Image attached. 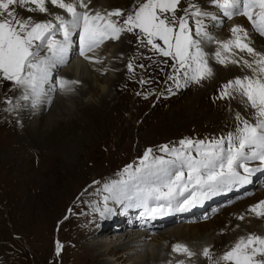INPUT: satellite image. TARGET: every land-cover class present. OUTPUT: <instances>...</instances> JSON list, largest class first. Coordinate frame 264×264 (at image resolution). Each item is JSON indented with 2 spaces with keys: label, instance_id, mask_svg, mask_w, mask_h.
I'll use <instances>...</instances> for the list:
<instances>
[{
  "label": "snow or ice",
  "instance_id": "obj_1",
  "mask_svg": "<svg viewBox=\"0 0 264 264\" xmlns=\"http://www.w3.org/2000/svg\"><path fill=\"white\" fill-rule=\"evenodd\" d=\"M91 3L92 0H0V80L22 89L20 99L30 100L32 107L42 103L50 92L72 91V85L79 83L66 78L53 81L52 70L67 63L74 36L78 40V55L99 64L102 60L90 53L97 52L109 40H120L125 33L136 35L138 43L154 55L172 61L173 74L167 79L176 89L189 82L199 84L213 75L201 46L204 40H214L207 30L206 20L217 21L221 14L229 20L242 16L250 23L252 31L264 37V0H209L204 5L187 0L186 7L181 6V0H133L127 11L90 9ZM210 7L217 13L209 11ZM51 8L61 11L54 12ZM24 12L50 18L39 20L23 15ZM230 32V39L215 41L220 49L214 53V58L224 66L229 62L242 66L248 74L226 82L219 98L239 99L251 110V120L247 113L242 116L236 112L238 124L226 135L214 140L185 138L179 141L178 147L161 146L159 151L170 159L155 155L153 149L148 148L138 167L124 168L126 179L104 185V191L109 193L104 197L105 205L109 199L127 200L129 207L142 208L144 217L155 219L189 210L233 185L247 184L254 173L264 170V52L251 46L249 30L242 25H234ZM234 49L253 59L222 56V51L237 55ZM136 67L146 65L141 63ZM136 67L131 61L127 64L129 72L135 73ZM140 83L149 81L141 79ZM167 91L175 94L171 86ZM6 103L12 105L13 102L8 99ZM250 162H258V166L249 167ZM110 211L105 209V212ZM248 211L257 218H264V200ZM105 212L100 213L102 217ZM238 219L243 220L244 216ZM62 248L57 241V255ZM171 252L186 258L176 264H186V260L197 255L182 243L172 245ZM202 255L213 260L209 248H204ZM221 262L264 264V236L252 233L239 237L214 264Z\"/></svg>",
  "mask_w": 264,
  "mask_h": 264
},
{
  "label": "rangeland",
  "instance_id": "obj_2",
  "mask_svg": "<svg viewBox=\"0 0 264 264\" xmlns=\"http://www.w3.org/2000/svg\"><path fill=\"white\" fill-rule=\"evenodd\" d=\"M107 1L112 4L115 2V0ZM118 1L120 5L125 0ZM204 4L207 3H200V5ZM186 5L187 0H184L181 6L186 7ZM94 9L99 10L96 7ZM121 9L128 10L124 7ZM209 9L212 10V7ZM74 37L72 49L79 50L78 40ZM137 43L136 35L125 33L120 40H109L97 52L90 53L91 56L101 59L102 63L87 61L86 77L91 80L93 86L87 98L84 97L82 101L98 104L102 96L110 93L104 120L100 122L99 130H95L91 137L85 140L86 142L74 145L68 154L67 150L58 149L55 154L60 157H57L59 159L44 160L46 165L44 169L48 173L42 170L39 172L41 162L38 153L46 149L35 148L32 145L34 141H17L15 125L12 123L5 125L6 117L14 114L13 105L17 102L13 101L10 106L4 102L13 97L11 91L19 95L21 93L15 90L11 82L0 80V99L3 100L0 104V264H89L98 251L87 247L98 242L108 244L99 251L107 254L108 250L113 249L116 253L115 256H110L112 253L107 254L99 264H118L115 261L125 254V250H128L119 248V244L136 239L138 232L150 234L146 240L147 248L142 253L137 251L130 253L128 255L130 260L119 261V264H133L143 256H146L144 260H149V256L158 246L157 241L160 240V235L175 229L181 230L183 226L207 223L210 225L205 232H212L218 237L217 222L228 218L229 214L236 212L237 209H241L243 202L249 198L248 191H245L228 200H222L221 203L213 204L210 202L212 200L210 196L200 203L199 208H202L204 203L207 204V210L200 213L181 215L183 211L172 212L170 214L175 217L170 220L174 222L162 225L163 221H157L154 224L148 221V225L153 229L161 225L159 229L152 230L153 233L148 232L150 230L144 225L141 228H135L134 226H137L135 222L132 223L133 226L127 225V219L124 218L122 221L121 218H117L116 214L119 210L115 208L113 213L114 206L116 207L113 199H109L105 205L104 197L109 193L104 191V185L126 179L124 168L128 165L138 167L139 160L148 148H152L155 155L167 158L166 154L159 151L163 145L178 147L179 141L185 138L214 140L233 131L238 124V121L234 119L236 110L233 109L232 113H227L228 109L225 105L228 104L225 101L228 100L222 101L219 98L221 85L224 82L213 88V91L207 95V99L201 102L196 95L200 89H194L196 86L193 82L176 89L173 82L167 79L173 74L170 67L171 60L154 55L142 45L138 48ZM135 47L138 48L136 50L138 53L134 51ZM139 52L143 56L138 62ZM116 53H120V59L116 58ZM149 56L154 58L149 60L147 59ZM76 59V56H72L62 67L63 69L57 71L53 81H58L59 75L68 67H72ZM130 61L134 67L141 63L146 67H136L135 73L129 72L127 64ZM119 65L120 68H118ZM229 77L232 80L236 78V76ZM141 79L148 80L149 83L141 84ZM170 86L174 95L167 91ZM54 98L57 101L56 97ZM32 109L30 105L28 110ZM19 111L20 109L12 118L9 117L11 121H16L18 126ZM216 114L219 117L230 114L232 122L224 120L215 122L213 117ZM49 150L47 152L52 156ZM62 155L71 156V159L64 158ZM29 164L31 167H27ZM26 167L28 169H25ZM257 182L258 180L253 182V190L263 191L264 181L256 186L254 183ZM86 186L90 189L89 191H92L79 198ZM233 186L236 190L245 189L241 187L242 185ZM227 190L228 188L219 192L223 194ZM106 208L111 211L105 212ZM133 210L135 215L130 214L129 219L137 220L136 216H139L138 213L141 214L140 211L143 213V209L140 208L139 211L133 207L131 211ZM193 210L195 207L190 208L189 212ZM101 212H105V216L102 217ZM214 212L219 215L216 220L210 221V216ZM146 219L144 217V222ZM254 221V215L250 214L244 216L243 220L238 219L237 216L234 218L236 224L245 223L251 228L252 225L257 226L260 233L256 234L264 236V223ZM88 224L90 226L87 233ZM114 226L119 227V230L115 232ZM238 229L239 226L235 230ZM128 233L132 236H127ZM122 235L125 238H120ZM221 235L224 233L221 232ZM57 241L63 245L59 255L56 254ZM175 243L178 242H173ZM204 248L210 249L209 246H204L202 252Z\"/></svg>",
  "mask_w": 264,
  "mask_h": 264
},
{
  "label": "bare ground",
  "instance_id": "obj_3",
  "mask_svg": "<svg viewBox=\"0 0 264 264\" xmlns=\"http://www.w3.org/2000/svg\"><path fill=\"white\" fill-rule=\"evenodd\" d=\"M183 1L184 0H181L182 5H183ZM117 2H119V1L115 0L114 4H112V3H109L107 0H92V3H94L95 6L92 3L90 5H92L91 9H94L96 7V8H99V10L100 9L112 10V9H117V8L121 9L122 7L129 9L131 7V5L133 4V0H125L124 2H121L120 5ZM193 2L200 4L203 2L208 3L209 0H194ZM51 10L54 12L61 11V10H58L55 8H51ZM208 10H211V9H208ZM211 12L216 14L217 10L214 7H212ZM177 14H180V13H177ZM23 15H25V16L32 15L33 17H35L36 19H39V20H44V19L50 18V17H46L45 15L39 14V13L24 12ZM205 23L208 26L207 27L208 32L214 37V40L213 41L204 40L201 46L204 49L205 53L207 54L209 66L213 69V75H212V77H210L208 79L202 80L199 84H196L195 82H193L194 86H196L194 89H198V90L200 89V92H196V95H197V98L199 99V101H201V102L206 100L207 95H209V93H211L213 91V88H216L220 83L224 82L221 85V89H222V86L226 82L232 80V79H230L229 76L238 77V76H243V75L248 74V70L242 66H237V65L232 64L230 62L227 64V66H224V65L217 63V61L214 58V53L218 49H220V45L217 44L215 41L216 40L226 41V40L230 39L231 38L230 29L234 25L239 24V25H242L243 27H245L246 29H248L250 39H251V46L256 48L257 51L264 52V37H261L257 33L252 31L250 23L247 21L246 18H244L242 16H237V17H234L233 19L229 20L226 17H223L221 14L217 21L206 20ZM192 24H194V22H192ZM210 27H211V30H210ZM194 29H195V24L193 25V30ZM197 39H202V38L197 37ZM140 45L141 44H139V43L136 44V46L138 48ZM137 47L134 48V51L138 53V51H136L138 49ZM146 49H148V48H146ZM122 50L124 51V49H122ZM78 51L79 50H77V49L76 50L72 49L69 52L67 61L70 60V58L72 56H76L77 57L76 62L73 63L72 67H70V68L68 67L67 69H65L59 75V78H58V80L61 78H66L69 80L79 81L78 84L72 85V89H73L72 91H63V90L57 89V91H55V92H50L48 96L43 98V102L40 103L39 105H37L36 107H33L32 110H28L30 108V105H31L30 100L26 101V100L20 99V96L23 92L22 89H17V88L15 89L18 91V93H21L20 95L11 91L13 93V97L10 98V100H12V102L16 100L17 106L14 108V111H13L14 114H11V116L8 115L6 117L5 123H7V124H5V125L8 126V125H10L9 123H12V125H15V128L17 130V134H16L17 135L16 136L17 141H34L32 145L35 148L46 149V150L41 151L40 154L38 153V157H40L39 160L41 162V166L39 167V169H40L39 172L42 170V172L44 171L45 173H48V171H46V169H44V166H46L44 163V160L45 161L48 160L47 158L59 159L60 157L55 154V152H57L58 149L61 151L67 150V154H68L73 149L74 145H78V144H82V143L86 142L85 140H87L89 137H91V134H93L95 132V130H99L100 122L104 120V114L106 112L105 109L107 108V102H108V95L110 96V93L108 95L102 96L99 99L98 104H91L89 101H86L85 103H83L82 99L90 93L91 87L93 86V84H92L91 80L88 77H86L87 76V74H86L87 70L86 69L88 67V64H87L88 60H85L82 56H79ZM233 51L237 52L238 54L235 56H232L231 54L225 53L222 51V56L229 57V59H237V58L239 59V57H243L245 59H253L252 57H248L246 53H239L238 50H235V49ZM120 53L115 54L117 59L118 58L120 59ZM89 55L91 56V54H89ZM142 56L143 55L141 54V52H139L138 62ZM143 60H145V58ZM64 66H65V64L57 65L52 70L53 71V80H54L55 74H57V71H60L61 69H63L62 67H64ZM118 68H120V65L118 66ZM78 76H79V78H78ZM109 82H110V80H109ZM45 88L47 90L49 88V86L46 85ZM54 97H56L57 101H55ZM5 100H6V98H5ZM223 100H228V101H225V103L228 104L227 106L225 105V107H227V109H228L227 113L228 112L232 113L233 109H235L236 112H239L242 116L247 113V118H249L251 120V118H252L251 110L247 109L246 105L242 104L239 99L230 100V99L225 98V99H222V101ZM2 101L0 99V104H2ZM4 103L7 105L6 101ZM68 103H70V105ZM4 108L6 110V107H4ZM18 109H20V111L18 112L20 115L18 117L17 116H15V117H17L20 120L19 126L17 125L16 121H11V119H9V117L12 118L13 115H16V111H18ZM214 117H213V120L215 122H216V120H224V121H231L232 122V117H230V114H225L223 117H219L218 114H216V116H214ZM234 119H235V117H234ZM11 132H10V134H11ZM10 134H8V135H10ZM2 135H3V133H2ZM36 141H38V142L36 143ZM48 150L51 152L52 156H50L48 154V152H47ZM62 156L64 158L66 157L68 159H71V156H69V157L64 156V155H62ZM57 157H59V158H57ZM29 161H30V159H29ZM63 162H65V160H63ZM38 163H39V161H38ZM48 163H50V161ZM256 166H258V163ZM16 167H18V166H16ZM27 167H31L30 164ZM27 167L25 169H28ZM27 171H26V173H27ZM28 173H30V172H28ZM251 177H253L255 180H258V182H257L258 184L255 183V185L258 186L264 181V171L263 170L257 171ZM99 183H101V182H99ZM99 183H97V184H99ZM15 185H17V184H15ZM237 187H238V185H237ZM241 187H243L245 189L239 188L238 190H236V191H238L237 194H241V192L248 191L249 198L247 200H245V202H243V204L241 205V209H237L236 212L232 213L231 215L229 214L228 218L220 220L217 222L216 227L218 228V233H219L218 237L215 236L216 234H212V232H205V230H207V227H209L210 224H207V223L201 224L200 223V225H197V223H196L194 225H192V224L189 226L186 225V226H183V228L181 230L175 229V230H172L170 233L161 234L160 240L158 239V241H157L158 246H157L155 252L149 256V260H144V258L146 256H143V257H141V259L139 261H136L133 264H169V261H172V264H176V261H178L180 259H186L183 256H179V255L173 254L171 252L172 245H174L173 242L184 243L185 245H187L190 248V250H192L193 252H195L197 254L196 256H194L193 259L186 260V264H214V262L218 256L222 255L225 251L229 250L232 247V245L234 244L233 241L236 238H239L243 235H248L250 233L252 234L253 232L255 234L260 233V229L257 226L252 225L253 227L251 228V226H246L245 223L236 224L234 222V218H235V216H237V217L246 216L248 214L253 216L254 214L250 213L248 211V209L252 205L258 203L259 201L264 200V190L263 191L255 190L254 191L253 188L248 187L247 184H242ZM20 188H22V187H20ZM89 190L90 189L87 186L84 187L79 198L84 197L85 195H87L89 192L92 191V190L91 191H89ZM228 192H229V190L224 191L222 195H227ZM237 194H236V196H237ZM233 196H235V195H233ZM233 196H231V197H233ZM231 197H229V198H231ZM97 199H98V197H97ZM100 201H101V199H100ZM114 202L116 204V207L114 206L113 213H115L116 209L119 210V213L116 214V215H118L117 218H121L122 221H124V218L127 219V223L125 221V223L127 225H132V223L135 222L137 225V226H134L135 228H141L144 225L147 229L150 230L148 232L153 233L156 229H159L162 224L174 222V221L170 220V219L175 217L171 214H169V215L166 214L163 216H157L155 219H152V218L150 220L146 219L147 221L145 220V222H144V216L142 215V211H140V208H138V207H136V209H138L141 212V214L138 213L139 216H136L137 220H130L129 219L130 214L135 215V211L134 210L131 211L133 207L128 206V201L123 200V201H117L116 202V200H114ZM210 202L213 203V198ZM206 207H207V204L204 203L202 208H206ZM197 212L200 213L199 211H196V212L194 210L190 211L189 215H194ZM120 213H122V214L120 215ZM235 213H236V215H234ZM218 215L219 214H216L214 212L213 215L210 216L209 220L210 221L216 220ZM90 219L91 218L89 217V220ZM254 220L257 222H263L264 223V218H257L255 215H254ZM148 221L149 222L151 221L152 224L156 223L157 221L158 222L163 221V222L161 223V225H159V226L157 225V227H159V228L153 229L152 227H150L148 225V223H149ZM89 226H90V224H88L87 233L89 232ZM237 226H239V229L235 230ZM115 227L116 226H114L113 229L116 232L119 230V227H117V228H115ZM152 230H154V231H152ZM106 231H109V229H106ZM139 231H143V230H139ZM221 232L224 233V235H221ZM233 232H235V233L233 234ZM137 234H138V236L136 239H130L127 241H123L119 244V246H118L119 248H125L128 250L127 251L125 250L124 251L125 254H122L123 256L118 258L115 262H117L119 264V261L125 262L128 259L130 260V258L128 257V255L130 253H132V252L134 253L136 251H137V253H140V252L142 253L143 250H145L147 248L146 247V245H147L146 240H147L148 236H150V234H148L146 232H144V233L138 232ZM123 236L124 235L120 236V238H125ZM127 236H132V234L128 233ZM167 244H169V245L167 246ZM107 245H108L107 243H99L98 242V243H94L92 245H89V247H87L88 249H93L95 251H98V253L93 257V260L91 259L92 261H90L89 264H99L100 261L103 260V258L105 256H107V254L112 253V255H110V256L116 255V253L113 249L108 250L107 254H106V252L99 251L102 247L105 248V246H107ZM136 246H138V247H136ZM204 246L210 247V250L213 253V260L212 261H209L205 257H203L202 247H204ZM131 248L133 250H131ZM88 253H89V251H88ZM87 260H86V263H87ZM221 264H223V262H221Z\"/></svg>",
  "mask_w": 264,
  "mask_h": 264
}]
</instances>
